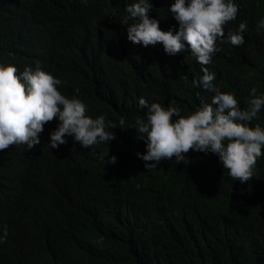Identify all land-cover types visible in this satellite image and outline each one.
<instances>
[{"label": "trees", "instance_id": "16d2710c", "mask_svg": "<svg viewBox=\"0 0 264 264\" xmlns=\"http://www.w3.org/2000/svg\"><path fill=\"white\" fill-rule=\"evenodd\" d=\"M251 1L253 14L248 10L242 16L257 26L264 19V0ZM136 2L0 0V64L39 63L41 70L61 80L57 87L64 96L81 99L88 115L104 116L116 127L109 129L115 133L109 142L86 149L66 136V144L52 149L56 118L45 124L33 148L19 144L0 152V236L5 228L8 233L0 242V264H35L46 251L66 254L65 264H264V155L244 183L230 177L215 153L190 150L186 163L173 157L149 168L137 155L147 151L146 137L135 129L137 117L146 122L141 97L149 105L173 106L188 116L211 104L215 93L195 85L186 50L168 55L163 44L144 47L128 40L121 21L128 15L126 7ZM148 2L153 5L150 17L160 21L161 30L179 31L170 12L175 0ZM238 19L227 24L235 32ZM250 31L248 27L243 45H226L216 61L220 81L213 84L220 92L233 93L242 110L250 101L247 94L256 92L255 84L264 76V29L255 35H248ZM6 50L30 59L14 61ZM257 124L264 128V107L249 126ZM101 154L107 155L105 160L115 156L116 162L106 165ZM99 199L112 208L119 206L107 199L165 216V221L170 218L171 238L158 246L164 254H151L120 228L98 247L89 234L83 241L81 228L85 220L97 222L88 216L95 209L89 206L85 212L74 204ZM186 206L209 214L184 240L178 210ZM87 228L96 225L89 222ZM76 229L80 235L72 244L70 234ZM24 243L29 248L21 254Z\"/></svg>", "mask_w": 264, "mask_h": 264}, {"label": "clouds", "instance_id": "9594fccd", "mask_svg": "<svg viewBox=\"0 0 264 264\" xmlns=\"http://www.w3.org/2000/svg\"><path fill=\"white\" fill-rule=\"evenodd\" d=\"M251 2L175 0L170 8L171 15L179 23V31L175 34L173 30H161L160 21L150 17L153 5L148 0H139L126 7L128 15L121 23L127 26L129 41L144 47L163 44L168 55L186 50L195 71V85L215 93L211 104H202L188 116H182L179 108L165 107L160 103L149 105L143 97L139 99V106L147 109V116L146 122L140 117L136 118L135 129L142 138L146 137L147 151L137 155L146 162V168L155 167L161 160H171L173 157L177 163H186L185 154L195 150L218 154L234 181L244 183L252 179L258 158L264 155V128L259 124L250 127L249 123L258 118V113L264 107V76L256 82V92L253 89V92L247 94L250 101L243 110L233 93L220 92L213 85L220 81L216 61L224 53L226 45H243L244 33L248 27L251 28L248 35H255L257 30L264 29V19L254 26L242 16V12L248 10L253 14L254 10H250ZM235 19L241 22L237 32L227 25ZM5 53L8 58L17 62L30 59L22 52L13 54L6 50ZM11 64L15 66L0 64V152L19 144L33 148L40 143L39 134L44 131L45 124L56 118L59 120L58 127L50 135L49 146L52 149L66 144V136L73 137L86 149L115 139V133L109 129L116 127L106 123L104 116L94 119L88 115L87 105L81 99L64 96L57 87L61 80L41 70L39 63L33 62L22 67ZM173 117L179 118L174 120ZM124 123L121 119L120 125L123 126ZM106 156L101 154L106 165L116 162L115 156L105 160ZM99 200L100 202L80 201L74 204L85 212L89 206L95 209L88 216L95 217L97 222L85 220V226L81 228L83 241L89 234L94 247H98L113 230L121 229L132 240H137L148 248L151 254L158 257L164 254L165 250H160L158 246L171 238L170 218L165 221V216L107 199L106 202L119 206L118 209L112 208L108 204L104 205V200ZM178 211L183 214L184 240L190 237L196 222L209 214H197L189 206ZM89 222L96 225L94 230L87 228ZM7 235L5 228L0 242ZM79 235L80 229L74 230L70 234V242H76ZM28 248L29 244L24 243L20 253L24 254ZM65 255L46 251L38 256L36 261L39 263L35 264H65L69 262Z\"/></svg>", "mask_w": 264, "mask_h": 264}]
</instances>
